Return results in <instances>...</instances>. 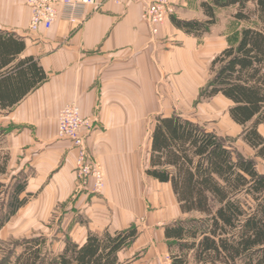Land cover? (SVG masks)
Wrapping results in <instances>:
<instances>
[{"label": "crops", "instance_id": "0c3cea01", "mask_svg": "<svg viewBox=\"0 0 264 264\" xmlns=\"http://www.w3.org/2000/svg\"><path fill=\"white\" fill-rule=\"evenodd\" d=\"M202 1L209 0H170L173 15L206 18ZM143 11L141 2L104 1L79 28L58 21L35 34L28 28V0H0V99H6L0 102V153L9 157L0 178L13 184L26 177L32 194L11 220L42 209L53 222L59 213L63 241L56 253L67 237L84 244L89 232L114 234L136 225L139 233L118 253L120 262L163 263L166 226L190 215L170 183L148 177L153 183L144 190L140 160L148 127L151 150L149 122L161 113L159 99L197 96L193 49L201 39L186 35L171 16L154 34ZM74 102L91 119L86 141L104 172L101 193L92 190V180L78 184L79 148L58 134L60 109ZM164 187L169 197L156 193Z\"/></svg>", "mask_w": 264, "mask_h": 264}, {"label": "trees", "instance_id": "16d2710c", "mask_svg": "<svg viewBox=\"0 0 264 264\" xmlns=\"http://www.w3.org/2000/svg\"><path fill=\"white\" fill-rule=\"evenodd\" d=\"M229 6L238 8L237 20L251 24L236 44L211 61V78L200 96L228 99L230 118L243 128L244 142L264 159L260 131L264 127V0L202 1L205 19L172 15L171 22L186 35L201 39L217 23V11ZM153 125L146 176L170 183L183 213L201 214L166 226L171 264H189L191 256L195 264H264V173L251 158L232 150L222 137L190 117L161 114ZM8 159L4 154L0 177L7 173ZM26 185V177L13 184L0 178V231L28 203L32 194L26 192ZM138 233L135 225L114 234L89 232L84 244L67 237L59 253L43 251L47 239L36 236L21 242L22 252L10 264H124L118 253Z\"/></svg>", "mask_w": 264, "mask_h": 264}, {"label": "rangeland", "instance_id": "374dc122", "mask_svg": "<svg viewBox=\"0 0 264 264\" xmlns=\"http://www.w3.org/2000/svg\"><path fill=\"white\" fill-rule=\"evenodd\" d=\"M249 7L253 8L251 5H249ZM237 10L238 8L236 6H229V8L218 10L215 28H211L208 35L198 40L196 47L193 49L195 58L193 66L198 88L197 96L160 98L159 108L161 113L158 115L179 113L188 118L190 117L210 131H213L217 136L222 137L232 150L246 158H251L257 165L258 170L264 173V159L256 157L255 151L244 142L241 136L243 128L230 118V103L221 95L212 98L200 96L202 88L211 78V61L223 46L236 44L240 39L241 31L244 27L251 24V22L246 20H237L234 17V13ZM155 117L152 116L149 124L154 122ZM149 131L148 127L144 136V145L142 146L140 160V168L142 169L145 182L143 188L145 191H148L153 183L145 174V169L149 160V153L147 150L148 138L150 135ZM260 131L264 133V128L261 127ZM3 157L4 155L0 153V163ZM156 193H161L166 197L170 195L166 187L158 189ZM36 215H39L36 218L38 221L32 223ZM44 215L42 209L29 211L25 215L11 220L7 226L0 231V264L14 263L16 256L22 252L23 247L21 242L36 236H44L47 239V244L43 246V251L51 249L55 252V246L60 243V240L63 241V234L60 232L62 230L60 223L61 219H59V213L54 212V221L52 222V219H49V221L46 222V217ZM200 217L201 214L192 212V214L185 219ZM57 236H59V238H57ZM173 249L175 252L178 250L177 247ZM189 259V264H195L192 256Z\"/></svg>", "mask_w": 264, "mask_h": 264}, {"label": "built area", "instance_id": "2783aa9c", "mask_svg": "<svg viewBox=\"0 0 264 264\" xmlns=\"http://www.w3.org/2000/svg\"><path fill=\"white\" fill-rule=\"evenodd\" d=\"M104 1L119 4L129 1L141 2L144 10L142 18L152 24L154 34L158 32V25L175 12L170 0H28L31 14L28 28L32 33L39 34L53 28L58 21L79 28L91 13L100 10ZM91 125V119L82 116L77 103L67 104L60 109L57 120L58 134L73 141L79 148L75 169L78 184H92V190L101 193L105 187L104 172L87 148L86 139L90 134ZM156 264H171L170 255L163 263Z\"/></svg>", "mask_w": 264, "mask_h": 264}]
</instances>
